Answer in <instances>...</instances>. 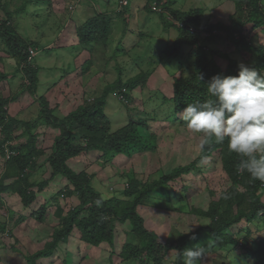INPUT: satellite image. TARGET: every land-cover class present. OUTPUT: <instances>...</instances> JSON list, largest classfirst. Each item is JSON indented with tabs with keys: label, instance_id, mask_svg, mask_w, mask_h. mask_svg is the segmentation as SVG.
Segmentation results:
<instances>
[{
	"label": "rangeland",
	"instance_id": "rangeland-1",
	"mask_svg": "<svg viewBox=\"0 0 264 264\" xmlns=\"http://www.w3.org/2000/svg\"><path fill=\"white\" fill-rule=\"evenodd\" d=\"M71 1L2 0V2L9 3V8L12 11L20 3H26L23 12L19 14L14 13L13 24L19 34L39 42L37 52L33 58V62L41 67L36 94L51 96L55 98V101H61L62 96L65 97L68 92H75L74 85L79 84L80 89V85L87 80L75 81L76 75L79 74L75 72V61L78 58L83 59L85 56H82V53H80L81 57L77 55L80 47L73 40L74 37L70 26L64 25V13L62 7L60 8L59 5H66L67 8V6L73 3L75 5L74 10L80 11L78 6H82L81 4H85V6H92L93 4L94 7H92L97 11L98 6L102 7L106 3L108 5V11L106 12L110 15L117 8V0H109V2L104 0H73L72 3ZM145 1L147 0H130L127 7V15L125 16L126 20H124V17L120 18L117 15H114L115 18L111 16L113 17L111 24L113 30L110 31L108 39L104 41L105 43L98 42L99 44H97V48L94 50L95 52H100V55L93 60L96 67L103 65L109 57H112L114 65L111 69L109 66L106 67L107 73L103 75L97 71L92 73L89 81L92 87L88 90V93L98 95L97 89L101 90L108 80L112 81L116 77L118 72L115 68L117 66L121 71L123 70V75L126 77L143 71L144 77L150 73L147 83L144 85L143 91L133 90V95L143 100L144 105H140L133 116L137 115L136 117L146 118V115L153 117L152 114L158 113V119H148L146 127L147 131L155 138L156 146L152 150L134 153L131 156L123 154L113 155L112 159L105 164L98 159L100 153L98 154L97 152L88 153L90 158L84 153L80 157L81 159L78 158L86 171L94 174L95 177L92 180V184L95 189L105 196H110L111 194L119 195L116 191L118 184L122 182V184L126 183L125 177L121 175L122 173L127 172L128 174L134 172L140 179L151 181L168 172L174 166L192 162L199 155L200 149L198 145L199 141L203 138L201 134L194 135L188 131L185 122L180 118L181 111L174 113V110H172L173 101L171 98L173 96V87L171 79L181 69H183V75L190 73V69L186 67H190L194 63L193 57L191 58L189 53L191 49L184 46L183 49L181 48L180 54H182L178 56L176 54L171 56L169 54L171 52L169 51L158 54L160 50L165 49L166 45L170 44L172 46L176 35L174 29L170 27L167 30L164 29L163 36H158L160 35L159 29H155L152 25L151 27L148 26V29L142 28L141 32L145 35L138 36V38L136 32L131 29L132 25L140 19L139 14L137 15L138 12L143 11L146 15L154 14V12L141 8L142 3ZM216 3H220L221 6L214 8L216 7ZM176 5L180 9H187L193 6L200 7L204 10V19H207L208 22L215 18L219 19L221 16L224 19H228V14L233 12L232 0H178ZM66 8L65 11H68ZM52 10L55 11L56 17L52 13ZM4 11L0 7L1 15H3L2 12L4 13ZM86 12H88L87 9ZM154 16L156 17L155 14ZM157 17L159 18L158 15ZM117 24L121 25V27L118 28ZM127 25H129V28L126 30L125 26ZM137 29L139 30L140 28L137 27ZM246 30L251 31V40L254 45L257 42H264V32L259 28L252 29L251 27H247ZM54 39L56 40L54 41ZM134 43L138 44L132 48ZM143 47L145 48V52L141 54V57L138 56L139 54H134V52L140 53ZM129 48L132 50L129 51ZM214 48L215 51L222 49L225 53L236 57L248 67L249 61L253 62V58L250 55L236 49L235 46L227 43L226 40L219 41ZM89 50H92V48ZM123 50L126 51L124 52ZM0 57L2 58L0 59V71H13L15 60L13 58L9 59L7 56L5 57L3 52H0ZM213 57L217 59L218 64L220 63L221 70L225 71L227 66L226 59L216 54ZM181 61L184 65H182ZM190 68L192 69V67ZM15 82L16 79L11 80L10 85L13 86ZM67 83L73 84L68 90L64 88ZM51 87L52 90H50ZM60 90L61 93H59ZM11 93L12 90L9 87V83L3 81L0 84V98L5 99V96ZM89 98L92 97L89 96ZM71 99L73 101L69 102L68 108H71V105L73 107L75 103H79L80 101V99L76 101V97ZM37 100L34 95L24 92L18 99L8 105L9 114L30 122V119L35 118L41 112L38 111ZM123 104V102L114 96H109L107 100L106 115L111 131L116 130L123 126L125 122L127 123L129 119H132V117H128L125 114L126 112L124 113L126 109ZM63 110L60 106H56L54 115H63ZM34 122H36L34 125H37V127L30 126L31 131L34 133L38 132L39 136L36 142L40 148L45 150V154L36 156V165L28 170V174H30L28 179L37 184L45 180L49 182L42 191H36L38 188L36 186L33 187V190L36 191V199L29 207H25L21 198L16 192H12L11 189L1 194L0 213L4 214V218L0 220L4 221V223L0 224V264H25L24 255L42 249L45 243L51 240L53 230L59 226L60 219L56 215V206H61L67 211L74 202H77L72 196L67 197L65 193L63 194L65 188H67L65 187L67 181L64 178L58 175L54 179H48L52 169L46 159L51 151L52 141L58 130L53 128L51 130L48 126L44 128L42 120L38 119ZM25 127L22 123L16 125L14 139L11 144L17 145L27 138ZM3 163L4 158L0 155V173ZM196 166L198 169H193L190 173L184 174L182 177L170 182V184H164L159 187L153 193V199L148 204L150 208H143L151 216L148 220L152 227L165 230V222L169 228L172 225L174 226L173 229H170L171 232L168 233L169 240L174 236L177 237L179 233H185L189 230L193 231L198 227L207 225L209 218L192 214L190 211L191 207L202 208L204 210L211 201L218 200L223 193L228 192L230 189L231 181L218 162V151L213 152L212 156L202 159ZM13 180L14 177L5 179L4 184H10ZM239 188L243 190L241 186ZM160 198L162 200L158 201ZM261 200L264 202V189L261 192ZM151 203L155 204V206H150ZM42 204H45L47 208L43 217L37 220L33 213ZM159 204L162 207H167V209L172 208L169 213L163 212L167 216H174L173 218L175 219L172 224L170 223V219L165 220L158 217L159 211H156L154 208H157ZM221 206L230 214L236 213L233 205L230 207L227 204H222ZM117 225L120 232L126 234L125 232L128 231L127 224L122 225L117 223ZM230 232L235 238L239 239V244L245 243L242 239L248 238L246 239L248 243L247 248L250 250V253L245 248L241 249L242 247L240 248V245L235 244L232 240H227L224 246L213 245L215 236L209 231H201L197 238L191 239L185 247L203 246L205 255L200 264H254V256L256 257V254L253 252L259 246L260 239L264 238V225L260 217L258 216L252 222H247L243 219L238 224L232 226ZM123 236L125 239L128 237L127 235ZM78 239L79 233L75 229V234L72 235L70 240L60 243L49 256L40 258V263L118 264L119 258L116 254V256L110 257V246L107 243L104 242L98 246L86 247L87 244H79ZM173 256L175 254L171 251L170 256L165 257L163 264H171ZM120 264H139V261L131 259Z\"/></svg>",
	"mask_w": 264,
	"mask_h": 264
},
{
	"label": "trees",
	"instance_id": "trees-1",
	"mask_svg": "<svg viewBox=\"0 0 264 264\" xmlns=\"http://www.w3.org/2000/svg\"><path fill=\"white\" fill-rule=\"evenodd\" d=\"M155 1L159 3L161 0ZM232 1L233 12L228 14L226 22L223 20L208 22L204 19V10L200 7L180 9L175 0H166L161 6V11L157 13L165 27L176 31L172 46L168 44L165 48L166 51L171 52L169 53L171 56L174 54L178 56L184 44L197 48L194 53H190L195 63L192 69L189 68L190 73L183 75V69H181L179 74L172 77L173 96L171 100L174 113L182 111L189 103L209 99L206 83L214 75H238V66L241 62L223 50L215 51L214 46L218 41L226 40L236 49L250 55L253 62L249 61V67H254L264 74V42L252 44V33L246 30L247 27H251L252 29L259 28L264 32V0ZM25 4L20 3L12 11L8 2L0 0V7L3 11L5 10L4 13L2 12L3 15L0 14V52H3L5 57L15 60L13 71H0V81H5L16 73L20 74V77L28 82L26 84L28 92L36 99H40L41 112L37 119L30 122L20 121L8 112V105L16 100V96L8 95L5 99L0 98V155L4 158L0 173V204L1 194L11 189L21 198L23 205L29 207L36 199V191H42L49 182L45 180L37 184L28 179L30 175L28 170L36 165V156L45 154V150L40 148L36 142L38 132H32L30 127L36 128L34 121L38 119L42 120L45 126L58 130L46 159L52 169L48 179H54L58 175L64 178L67 181L65 186L67 188L63 194L65 193L67 197L72 196L77 201L67 211L61 206H56V215L60 219L59 226L53 230L51 240L47 241L42 249L24 255L25 264H37L40 258L52 254L60 243L66 242L74 227L80 234L79 244L85 243L86 247H89L100 245L102 242L107 243L110 246V257L116 254L119 258L118 264L131 259H137L139 264H163L168 251L182 250L191 240L190 237L197 238L201 231H209L215 236L213 245L224 246L227 240L239 244V239L230 232L232 226L243 219L252 222L258 216H261L264 222V202L261 200L264 183L259 180L252 181L246 171L242 174L236 171L240 157L228 151L227 140L223 144L210 142L192 162L174 166L151 181L140 179L134 172L122 173L126 183L118 186L119 195L105 196L98 192L92 184L94 174L87 172L81 162H79L81 167L74 168L77 167L78 158L83 153L89 156L88 158H90L88 154L90 152L100 153L98 159L105 164L112 159L113 155L131 156L134 153L152 150L156 146L154 136L147 131L146 127L148 119H158V113L157 115L152 114L153 117L146 116V118L131 116L132 119L114 131L110 130V123L105 113L108 96L112 92H115L117 97L124 95L123 99L117 98L119 101L128 102L131 91L144 86L150 73L144 77L142 71L126 78L123 70L121 71L117 66L115 69L118 73L115 79L113 82L106 83L98 95H91V99H84L77 107L57 117L52 113L53 109L49 108L47 100L36 94L39 85L38 73L41 67L33 62L34 57L29 58V47L37 48L38 42L19 34L13 24L14 13L23 12ZM128 6L129 3L117 14L120 18L124 17V10H127ZM147 9L151 10L150 6H147ZM112 18L106 12H97L77 26L76 35L79 45L93 46L95 43L106 41L111 31ZM213 31H220V33ZM138 34L143 35L142 32ZM204 46H209L207 51L210 56L218 54L226 59L225 71L220 69L213 58L208 63L205 62L207 54L203 49ZM89 63L88 59L85 60L82 64L83 68L87 69ZM201 76L203 80H200ZM127 102L124 103L126 107H128ZM18 123L26 126L27 138L15 145L11 142ZM215 151H218V162L231 181L229 191L223 193L218 200L211 201L204 210L191 207L192 214L209 218L207 225L193 231L179 233L176 239L167 240L166 237L152 230L143 216L146 207L153 199V193L162 185L170 184L193 169H198L196 165L202 159L212 156ZM6 155L9 157L5 158ZM11 177H14L12 183L4 184L5 179ZM34 186L38 188L36 191L33 190ZM240 186L243 190L239 188ZM98 199L103 201L100 206L95 203ZM161 200L160 198L158 201ZM222 204L230 207L233 205L236 213L230 214L224 210ZM150 206L154 207L155 204L151 203ZM46 208L45 204L40 205L33 213L34 217L40 220ZM154 209L161 214L162 212L169 213L172 208L167 209L159 204ZM3 216L4 214L0 213V219H3ZM1 223L4 221L0 220ZM117 223L127 224L126 234L120 232ZM123 235L128 237L125 239ZM246 239H242L245 243L239 245L250 253ZM259 243L253 252L257 255L254 264H264V238L260 239Z\"/></svg>",
	"mask_w": 264,
	"mask_h": 264
},
{
	"label": "clouds",
	"instance_id": "clouds-1",
	"mask_svg": "<svg viewBox=\"0 0 264 264\" xmlns=\"http://www.w3.org/2000/svg\"><path fill=\"white\" fill-rule=\"evenodd\" d=\"M104 1L109 2V0H104ZM165 1L166 0H161L159 3H157L155 0H151L150 2L149 0H147V2L144 4V9H146L149 12H154L155 14H157L161 11V6ZM175 1L178 2V0ZM128 3H130L129 0L127 4ZM126 5L120 6L119 0H117V8L115 9V11H113V13L117 15L120 11L123 10V8ZM232 5H233V1H232ZM147 6H150L151 10H148ZM219 6L220 5L218 3V7ZM74 9H75V5L73 3L70 4L69 11H73ZM125 13L126 10H124L123 13L124 17L126 16ZM216 19L217 18L214 19L215 21L212 20L209 22H216L217 20H223L225 22L228 21V19L227 18L224 19L223 16H221L217 20ZM213 32L220 33V31H213ZM184 46H187L191 49L189 53L191 52L194 53V51L197 50V48L190 46L188 44H184L182 46V49ZM203 49L207 54L206 55L207 57L205 58L206 60L205 62L208 63V61L211 58H213L215 62L218 64L217 59H215L213 56H210L208 54L207 50L209 49V46H204ZM36 52H37V48L29 47V58L34 57ZM193 64L195 65V63ZM182 65H184L183 62ZM218 65L220 66V63ZM190 67H186V68H190ZM238 67H239L238 75L235 76L233 75L223 76L220 74L214 75L206 83L207 93L210 98L204 100L203 102L195 101L193 103H189L181 111L180 118L185 122L189 132H191L194 135L195 134L202 135L203 138L199 141V145H198L201 152H203L205 146L208 145L210 142H214L216 144H223L225 140H227L228 151L230 153H235L240 157L239 163L236 166V171L241 174L246 171L249 174L252 181L259 180L260 182L264 183V74H262L258 69L254 67L250 68L244 65L243 63H241ZM82 71L84 72L85 70ZM12 76L16 78H8L7 80H5V83H9V87L12 90V93L8 95H15L16 99H18V97L24 94V92H27L30 95V93L26 89V84H28L27 80L22 79L20 77V74L17 73ZM174 76H176V74ZM38 77H39V73H38ZM82 78L83 77L76 75L75 81L77 79L81 80ZM13 79L14 80L16 79V82L13 86H11L10 83L11 80ZM200 80H203L202 76L200 77ZM2 82L3 81H0V84ZM71 85L73 84H69V83L66 84L67 87H70ZM143 87L144 86H142L141 88L140 87L136 88L134 90L143 91ZM91 95H92L91 93L81 94L79 98H76V101H79V99L80 101L79 103H77L75 107H77L80 104V102H82L84 99H91L89 98V96L91 97ZM130 95H131L130 100H128V102L126 100L124 101V103L126 102L128 103V107H126L125 104H123V106L126 109L124 113L126 112L125 114H127L128 117L132 116L133 118H135L137 115L134 117L133 114H135L136 110L139 108L140 105H144V101L139 99L138 97H135L133 95V91H131ZM109 96H114L116 99L117 98L123 99L124 95H118L117 97V94L115 92H112ZM43 97L47 100L49 108L53 109L52 113L54 114V110L57 105L54 103L52 104L47 99V96H43ZM39 100L40 99H38L36 103H38V107H39L38 111H41V105L39 103ZM72 109H67L66 111L68 112L69 110ZM63 114H65V112ZM38 116L39 114L33 119H37ZM56 116L61 117L62 115H56ZM33 119H30V121ZM19 120L28 121L25 119H19ZM45 127L47 126L44 125V128ZM7 157H9V155H6L5 158ZM122 183L118 184V186L124 185ZM111 187L110 189L112 190ZM116 191L117 193H119L118 188ZM95 203L97 206H100L103 203V201L102 199H98ZM259 217L261 219L262 224L264 225L263 218L261 216ZM75 229L77 228L76 227L73 228L66 242L70 240L72 235L75 234ZM178 235L179 234H177V237ZM177 237L174 236L171 240L176 239ZM79 238H80V234H79ZM190 239H195V236L190 237ZM171 251L175 254V256L172 257L171 264H200V262L202 261L205 255L204 248L203 246L200 245H196L194 247H185L179 251L175 249L170 250L166 255L167 257L170 256ZM256 257L254 256V258ZM121 263H124V261H121ZM37 264H41L40 261Z\"/></svg>",
	"mask_w": 264,
	"mask_h": 264
},
{
	"label": "crops",
	"instance_id": "crops-1",
	"mask_svg": "<svg viewBox=\"0 0 264 264\" xmlns=\"http://www.w3.org/2000/svg\"><path fill=\"white\" fill-rule=\"evenodd\" d=\"M151 0H149V2H150ZM73 2V0L71 1V3ZM147 1H145V2H143L141 5V8L142 9H144V4L146 3ZM53 5V4H52ZM82 6H78V8L80 9V11H77V10H73V11H69V6H67L68 8H66V5H59L60 6V8L62 7V11H63V13H64V18H63V21L65 22V24L64 25H68V26H70V30H71V33L73 34V37H74V41H75V43L77 44V45H79V43H78V38H77V35H76V27L77 26H79V25H81L84 21H86L88 18H91L93 15H95V13L96 12H104V11H108L107 10V7H108V5L105 3L102 7H100V6H98L97 8H98V10L96 11L92 6H89V5H87V6H85V4H81ZM219 5L221 6V4L219 3ZM218 7V3H216V7H214V8H217ZM65 8L68 10V11H65ZM86 9L88 10V12H86ZM52 13L55 15V17H56V13H55V11L54 10H52ZM75 14H77V15H75ZM112 15L111 16H114L115 14L114 13H111ZM126 15H127V10H126V13H125ZM139 14V20L135 23V24H133L132 25V27H131V29H133L135 32H136V34H137V38H138V36H139V34L138 33H140L141 32V30H142V28H145V29H148L147 27L149 26V27H151L152 25L155 27V29H159V34L160 35H158V36H163V30L165 29V30H167V28L168 27H165L163 24H162V22H161V20L157 17V14H155L156 15V17L154 16V14L153 15H151V14H144V12L142 11V12H138L137 13V15ZM136 15V16H137ZM66 16V17H65ZM114 18H115V16H114ZM65 19V20H64ZM124 19L126 20V17H124ZM117 20V19H116ZM214 21V20H213ZM117 22L118 23H120L119 22V20H117ZM121 24V23H120ZM117 27L118 28H120L121 27V25H119V24H117ZM137 27H139L140 29L138 30L137 29ZM125 28H126V30L129 28V25H127V26H125ZM150 29V28H149ZM111 30H113V27L111 28ZM166 33H167V31H166ZM171 33V32H170ZM149 34V33H148ZM148 34H147V36H148ZM145 35V34H144ZM144 35H142V36H144ZM167 36H168V34H167ZM57 39V38H56ZM56 39H54V41L56 40ZM38 42V41H37ZM97 44H99V43H95L93 46H80L79 45V47H80V50H79V52L77 53V55L78 56H80L81 54L80 53H82V56H85V58H83V59H81V58H78L75 62H76V65H75V72L76 73H79V74H77L78 76H80V77H83L81 80H85V79H87L82 85H80V89H79V84L78 85H74L73 87L75 88V92H68L66 95H65V97L64 96H62V98H61V96H60V98H61V101H55V98H53V97H51V96H47V99L53 104H56L57 105V107L58 106H60V108H63L64 110V112L66 113L67 111V109H72V108H74L76 105H77V103H75V105L72 107V105L70 106L71 108H68V104H69V102L72 100L71 98H74V97H76V98H79V96L81 95V94H85V93H88V91H85V90H90L91 89V87H92V84L89 82L90 81V77H91V75H92V73H94L95 71H97V72H100L101 73V75H103L104 73H107L106 72V67H110V69H111V67L114 65V62L112 61V57L110 58H107L106 60V62L105 63H103V65H101L100 67H96L94 64V58H97L98 57V55H100V52H98V51H94L96 48H97ZM137 44L138 43H134L133 44V46H132V48H134L135 46H137ZM38 45H39V42H38ZM167 46V45H166ZM166 46H165V48H166ZM144 47H147V46H144ZM143 47V50L139 53V52H134V54L135 55H138V56H142L141 54H143L144 52H145V48ZM90 48H92V50H89ZM148 48V47H147ZM132 49L131 48H129V51H131ZM94 51V52H93ZM166 50L165 49H163V50H160L159 52H158V54L159 53H164ZM97 53V54H96ZM81 57V56H80ZM9 59H11V58H9ZM89 60L90 61V63H89V66L87 67V69H85V68H83V66H82V64H83V62L85 61V60ZM109 59V60H108ZM111 60V61H110ZM82 70H85L84 72L82 71ZM133 72V71H132ZM132 72H131V74H132ZM177 74V73H176ZM175 75V74H174ZM127 77H129V76H127ZM126 77V78H127ZM9 78H16V77H13L12 75L9 77ZM115 79V78H114ZM113 79V80H114ZM79 80V82L81 81L80 79H77L76 81H78ZM113 80L112 81H110V80H108V82L107 83H109V82H113ZM157 81H159V80H157ZM171 81H172V79H171ZM106 84V83H105ZM55 86V85H54ZM53 86V87H54ZM65 89L67 88V90H68V88H70V87H67L66 85H65V87H64ZM50 90H52V87H51V89ZM62 90H63V88H62ZM99 91L100 90H98L97 89V93H99ZM59 93H61V90L59 91ZM57 95V94H56ZM69 95H70V97H69ZM73 101V100H72ZM60 104V105H59ZM50 129H51V127H49ZM52 130V129H51ZM79 162H80V160H78V163L76 164V166L77 167H74L75 169L76 168H78V167H81L80 166V164H79ZM147 213V214H146ZM163 212L161 213V215H160V213L158 214V217L159 218H164L165 220H167V219H170V223L172 224L173 223V221H174V219L175 218H173L174 216H167V214H163ZM143 216H144V218H145V220H146V224L149 226L150 225V228L152 229V230H154L155 232H158V234L159 235H161V236H164V237H166V239L167 240H169L168 239V233H170L171 231H170V229H173V225H172V227L171 228H169V226H167L166 225V222H165V230H163L162 228H158V229H156V228H154V227H152L151 226V223L149 222V217H151L150 216V214L147 212V211H145L144 213H143ZM153 218V217H152ZM176 222V221H175ZM170 241V240H169ZM128 261V260H127ZM125 262V261H124Z\"/></svg>",
	"mask_w": 264,
	"mask_h": 264
},
{
	"label": "built area",
	"instance_id": "built-area-1",
	"mask_svg": "<svg viewBox=\"0 0 264 264\" xmlns=\"http://www.w3.org/2000/svg\"><path fill=\"white\" fill-rule=\"evenodd\" d=\"M128 2V0H119V5L120 6H123V5H126ZM0 20H1V15H0ZM32 52V51H31Z\"/></svg>",
	"mask_w": 264,
	"mask_h": 264
}]
</instances>
